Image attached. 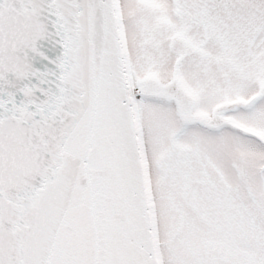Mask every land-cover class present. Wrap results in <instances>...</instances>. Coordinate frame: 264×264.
Segmentation results:
<instances>
[{
	"label": "snow or ice",
	"instance_id": "1",
	"mask_svg": "<svg viewBox=\"0 0 264 264\" xmlns=\"http://www.w3.org/2000/svg\"><path fill=\"white\" fill-rule=\"evenodd\" d=\"M0 264H264V0H0Z\"/></svg>",
	"mask_w": 264,
	"mask_h": 264
}]
</instances>
